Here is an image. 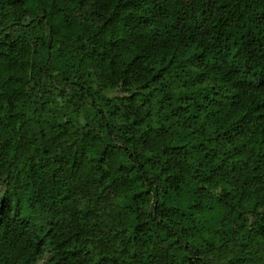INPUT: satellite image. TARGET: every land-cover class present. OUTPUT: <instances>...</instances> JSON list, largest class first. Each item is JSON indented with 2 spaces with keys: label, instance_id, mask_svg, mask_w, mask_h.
I'll list each match as a JSON object with an SVG mask.
<instances>
[{
  "label": "clouds",
  "instance_id": "obj_1",
  "mask_svg": "<svg viewBox=\"0 0 264 264\" xmlns=\"http://www.w3.org/2000/svg\"><path fill=\"white\" fill-rule=\"evenodd\" d=\"M111 3L28 0L17 8L0 0V264H264V144L256 148L264 71L259 80L249 75L253 62L264 69V0L225 5L232 38L241 42L251 30L244 38L259 45L250 43L247 64L243 50L216 55L223 45L200 33L208 26L200 12L176 0H159L147 29L134 10L124 13L127 26L104 24ZM200 5L211 11L209 0ZM33 17L40 22L28 25ZM49 31L58 51L34 54L46 46L36 36L46 41ZM140 49H154L166 64L143 91L148 73L139 76V60L129 63ZM213 85L211 111L226 112L243 132V157L220 166L194 147L204 129L176 109L173 92L184 86L199 104ZM186 120L200 130L194 136H186Z\"/></svg>",
  "mask_w": 264,
  "mask_h": 264
},
{
  "label": "trees",
  "instance_id": "obj_2",
  "mask_svg": "<svg viewBox=\"0 0 264 264\" xmlns=\"http://www.w3.org/2000/svg\"><path fill=\"white\" fill-rule=\"evenodd\" d=\"M12 4L19 8L22 4L27 5L28 0H11ZM79 6L84 7L86 0H78ZM159 3V0H112V3L109 5L110 8V14L107 16V18L104 20V24H107L111 26L112 24H116L119 26L120 24H123L127 26L130 21L124 17V13L127 11L128 16L132 17L133 12L129 10H134L138 16H143V20L140 21L143 26L147 28H151L154 26V21L152 20V12H159L160 9L157 6ZM176 3L179 5V8H182L186 11L191 12L193 9H196L200 12L201 17L205 19L208 26L202 27L200 29V33L206 34V37H210V42L212 44H221L222 47L219 48V50L216 52V55H219L220 52H223L225 55H228L229 53L232 54V56L240 55L242 50L244 56L247 58L245 60V63L247 64L248 60H251L252 57L249 55L250 49V43L251 44H257L256 38L252 37L251 40H246L244 38L245 35H249V33L242 34L240 37L241 42H237L232 36L230 35L232 30V21L231 18L227 15V9H225V5L230 3V0H209V3L211 4V11H209L208 8H205L200 5V0H176ZM221 9H225V12L223 15H217V13H220ZM25 11H27V8H25ZM43 11V10H42ZM205 12L208 13L207 17H205ZM223 21V23H222ZM39 23L40 21H37L35 17H33L32 20L28 21V25H31L33 23ZM87 23H95L90 18L86 21ZM135 18L132 19L131 23H135ZM14 23H17L14 21ZM28 25H25L27 27ZM211 27L213 30L209 31L208 27ZM9 28L13 27V24H10L8 26ZM73 27L79 29V26L73 25ZM103 25H101V28ZM100 29L94 28L93 31H99ZM11 33H6L5 37L6 39L11 37ZM199 35V34H198ZM201 39L205 38L204 36H200ZM120 39H123L121 36ZM36 40L40 41L41 43L45 44L46 46L41 47L40 49H37L35 46L32 48V52L34 54H43L47 56L48 58H51L52 55L58 51V49L54 48L52 37H51V31H49V36L46 41L43 40V38L39 35L36 36ZM76 40H80V36H76ZM19 41V37H17L16 40H11L10 43H8L9 49H13L17 46ZM113 45L116 44V41L111 42ZM192 43L194 46L196 45V39L192 40ZM261 44H264V40L260 42ZM21 48H23V45H19ZM80 47H83V45H79ZM257 47L259 45L257 44ZM145 49H148V41L145 42ZM140 49L135 52V55L132 56L131 61L129 62L130 65L135 64L137 60H139V66L135 69L139 76H143L145 71L148 73V78L144 80L143 83L139 85L140 90H147L151 87L149 81H157L160 78L161 72L166 67V64L164 63V56L162 54H158L154 49ZM200 55H204V48L201 47ZM260 55H264V53H260ZM231 58V57H229ZM172 60V53L169 52L167 61L168 63H171ZM205 60H207V57H205ZM221 60H223V57H221ZM213 65L216 64V56L212 57ZM254 63V66L256 68V71H252L249 73L250 76H256L257 80H259L258 72L264 71V69H261L259 64ZM23 64V62H21ZM199 67V65L197 66ZM9 71L12 69L9 68ZM125 71H128V69H125ZM203 75L202 72L197 71L196 76L197 79H199ZM9 79L11 80V76H9ZM65 79H68L65 77ZM242 79V77H241ZM75 83V81H74ZM127 83V81H125ZM187 82H185L186 84ZM201 85L206 87L209 83V78L205 77L203 80L200 81ZM233 84H236V80H233ZM240 89L237 87L233 88V96L235 99V93L239 92ZM174 95L176 99L179 101L176 104V109H179L183 111V113L189 118V120L200 123V126L204 131L200 132L201 139L198 140V143L194 145L195 148L198 149L199 153H202L204 158H208L209 155L212 156L214 160L218 161V165H224L226 162H232L236 159H239L243 157L244 152L241 150L242 145L238 143V138L243 135V132H237L236 129L239 127V121L232 119L231 116H229L226 112H212L210 109V105H212V101L216 98V96L219 94V87L217 85H213V91L211 93L205 92L200 100V103L197 104L196 100L194 98H191L186 93V90L184 86L180 87H174L173 89ZM209 95H211L212 99H209ZM137 96V89L133 88L128 93V98H135ZM204 101H207L208 104L205 105ZM264 102V100L260 101ZM171 107V105H169ZM175 111V109L173 110ZM241 112H244L243 108H240ZM247 113L244 112V115ZM242 119V116L240 117ZM218 122H219V130L218 129ZM64 123H67V121H64ZM186 136H194L199 129H196L193 127L192 123H189L188 120L184 121V124L182 125ZM232 130V135H227L228 130ZM108 135L111 137L112 132L109 130ZM207 141V143H205ZM261 144H264V130H261L260 133H258V143L256 144L257 150H259V147ZM178 147H185L184 144L178 145ZM212 147H216V152H211L210 149ZM108 149L106 148L105 151ZM45 152H47V149H44ZM225 153H231L232 155H225ZM101 159H103V155L101 156ZM235 166L234 164L232 165ZM143 190V189H142ZM135 194H133L134 198ZM190 200V196L185 195L184 202H188ZM264 227V226H262ZM52 231L51 226L47 229V231L42 232V239L44 237H48V240L46 242L51 241V237L49 236V233ZM59 247V245H57ZM67 247V245H66ZM73 254L77 250L71 249ZM53 260H55V257H52ZM55 264H59L58 260H55ZM70 264V261H69Z\"/></svg>",
  "mask_w": 264,
  "mask_h": 264
}]
</instances>
